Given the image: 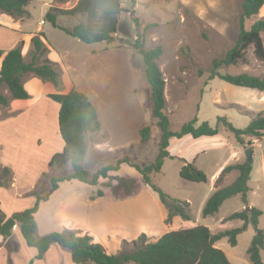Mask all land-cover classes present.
I'll list each match as a JSON object with an SVG mask.
<instances>
[{
	"label": "rangeland",
	"instance_id": "obj_1",
	"mask_svg": "<svg viewBox=\"0 0 264 264\" xmlns=\"http://www.w3.org/2000/svg\"><path fill=\"white\" fill-rule=\"evenodd\" d=\"M52 1L31 0L26 7L29 14L25 16L29 26H35L44 19L43 14ZM75 2L71 0L67 5ZM120 3L124 10L118 15L117 30L110 43L82 42L43 20V37L54 47H65L70 54L64 62L69 87L87 95L97 110L100 128L86 136L87 149L81 161L87 170L94 172L124 156L132 162L149 163L157 153L160 131L151 115L150 86L145 79L142 57L133 47L138 34L142 35L143 48L158 44L162 48L157 63L165 79L163 112L168 116L170 130H178L194 116L196 125L207 121L213 127L217 117L223 116L235 127L243 128L255 113L264 112V99H260L262 91L236 86L218 77L208 79L212 60L221 58L237 39L240 0H120ZM129 10H133V14ZM133 17H137L138 26L134 24ZM257 18L264 19V4L257 15L247 20L246 27ZM86 21L85 16L79 15L57 17L58 24L67 27ZM261 38L264 45V32ZM217 71L221 74L246 72L264 77V60L258 59L249 46L243 60L234 65H221ZM0 88L8 93L4 85ZM48 103L56 104L48 99L38 101L39 105L48 107L46 111L50 114ZM232 103H238V108ZM249 109H253L254 114L240 112H249ZM143 126L149 127V138L144 142L138 133ZM50 127L52 129V125ZM32 128L26 129L35 132L39 127ZM219 128L217 134L202 139L190 136L175 141L173 138V144L179 142L177 150H174L177 156L165 158L160 170L149 175L151 183L171 198L187 202L189 219L175 215L166 222L167 210L157 193L141 173L127 163H121L116 171H109L107 177H100L95 185L76 179L71 184L61 185L49 201L39 204L35 216L44 223L47 212L58 211L56 202L60 196L71 194L73 200L66 209L72 217L69 223L89 232L93 242L100 243L112 254L132 251L177 228L201 224L214 234L242 227L236 245L231 246L224 236L215 242V246L231 263L250 264L247 247L254 234L252 225L243 224L239 219H225L246 207L241 195L226 199L213 215L203 216L202 207L215 189L216 177L223 167L244 161V149L252 146L247 197L249 205L263 211L258 227L264 232V140L251 138L239 145L232 133ZM56 132L63 142L57 127ZM193 160L194 165L206 175L205 182L180 177L179 170L184 161ZM49 167V173L44 175L38 188L42 195L49 189L51 177L72 170L70 164ZM235 177V172L226 173L220 184L227 185ZM122 179L133 181L131 192L126 191L127 183ZM98 190L103 192L102 196H97ZM40 231H43L41 226L35 232L36 236ZM141 234L145 235L142 239L139 238ZM260 255L264 264V248Z\"/></svg>",
	"mask_w": 264,
	"mask_h": 264
},
{
	"label": "trees",
	"instance_id": "obj_2",
	"mask_svg": "<svg viewBox=\"0 0 264 264\" xmlns=\"http://www.w3.org/2000/svg\"><path fill=\"white\" fill-rule=\"evenodd\" d=\"M71 0H53L44 13V21L49 22L53 27L63 31L65 34L77 38L85 43L104 41L110 43L113 34L117 30L118 15L124 8L120 0H76L75 4L68 6ZM30 0H0V12L6 13L14 18L28 16L26 6ZM264 0H240L239 32L234 45L225 52L221 58H214L211 63L208 79L218 77L230 84L248 87L264 91V77L246 72L238 74H221L217 68L221 65L229 66L243 60L245 51L252 46L254 55L264 60V45L261 33L264 32V19H254L246 27V22L257 15ZM133 14V10H129ZM58 15L65 16H85L86 22H78L72 27L58 24ZM95 20V21H91ZM134 24L138 26L137 17H133ZM39 34H35L30 39L31 50L29 60L25 61L21 53L22 41L16 46L3 52L0 49V57L3 55L0 65V86L4 85L10 94V98L27 99L29 94L23 86L22 77L26 73H31L44 82H51L56 89L62 86L60 68L56 62L47 57V47ZM142 57L144 64L145 79L150 86V100L152 103L151 115L156 119L160 135L158 150L154 160L149 163L132 162L127 156L119 158L114 164L100 167L94 172L87 170L81 163L86 154V136L92 135L100 128L97 110L91 103L87 95L72 88L67 93H49L47 98L59 105L57 115L58 133L63 141L61 151L53 153L48 165L62 166L70 164L72 170L49 179L50 187L42 195L34 191L36 199L34 204L11 216H6L0 210V234L4 238L11 235L15 224L26 243L36 248L35 258H41L51 244H58L70 252L75 264H233L229 261L225 253L215 246V242L226 236L231 246L236 245L237 235L242 227L225 229L217 233H211L205 225L197 224L187 228H177L160 235L155 241L144 243L142 246L132 251H122L117 254L108 253L99 243L92 241V236L82 233L78 229L63 228L61 231H53L42 236H36V222L34 213L38 209L39 202L46 200L48 195L58 187V183L64 180L76 179L95 185L100 177H107L109 171H116L121 163H127L138 170L146 183L151 185L157 193L160 202L167 210L166 222L172 220L173 216L180 215L184 219H189L188 204L160 190L151 183L150 173L160 170L164 158H173L168 151L170 138H181L189 134L192 138L199 136H213L219 132V126L225 131L233 134L236 142L243 145L251 138L264 140V112L253 113L245 110L241 113H253L247 126L243 128L235 127L226 117L218 116L216 125L210 126L207 121H202L196 125L197 118L194 116L183 123L178 130L169 129L168 116L163 112L165 106V79L157 63L162 53L161 46L155 45L143 48L142 35L138 34L133 42ZM9 98L0 92V105H7ZM238 104H233L238 108ZM142 142L149 138V127L143 126L138 131ZM232 170L237 171L235 179L227 184L221 185L224 175ZM252 170L251 160L246 158L242 162L227 164L219 172L215 180V189L208 196L202 207V215L209 216L216 213L221 204L228 198L240 194L245 208L235 211L225 219H239L243 224H251L254 234L247 247L250 264H263L260 251L264 248V232L258 227L259 217L262 210L248 206L247 193L249 191L248 181ZM181 178L194 181L205 182L206 175L199 170L194 162L184 161L179 170ZM11 179V171L7 166L0 165V185H8ZM127 185L125 189L131 192L133 181L122 179ZM103 192L98 190L97 196H102ZM94 199V197H91ZM145 236L141 234L139 238ZM142 239V238H141ZM144 241V240H143ZM142 242V241H141ZM31 263V262H30Z\"/></svg>",
	"mask_w": 264,
	"mask_h": 264
},
{
	"label": "crops",
	"instance_id": "obj_3",
	"mask_svg": "<svg viewBox=\"0 0 264 264\" xmlns=\"http://www.w3.org/2000/svg\"><path fill=\"white\" fill-rule=\"evenodd\" d=\"M50 4L48 3V5ZM44 23L40 19V22L35 26H29L26 17L14 18L0 12V49L5 53L16 46L19 41H22L21 53L24 60L28 61L29 52L32 48L30 39L33 35L42 33L40 37L48 49L47 57L56 62L60 68L62 78V89L58 90L51 82H44L33 74L26 73L22 77V83L29 94L27 99L10 98L9 91L6 94L0 88V92L9 98L7 105H0V165L7 166L11 171L9 184L0 185V210L6 216L23 211L34 204L36 199L34 191L38 192V188L43 183L44 175H47L51 169L48 166L51 155L60 151L63 147V142L57 137L56 132L59 105L57 103L51 105L49 102L48 104L51 106L49 114L46 111L48 107L44 108L45 106L39 105L38 101L50 100L47 98L49 93H67L73 88L69 87L67 83L69 77L66 75L64 64L70 54L65 47L58 45L54 47L49 44L46 37H43ZM2 57L3 55L0 57V65ZM262 92L260 99H264V91ZM249 110L252 111L253 109ZM50 125H52V129ZM32 126L39 128L35 132L27 131L26 128L33 129ZM190 136L186 134L181 138H173L176 139L175 141H179ZM42 137L44 141H42ZM173 138L169 139L167 149L170 155L176 157L177 153L174 150H177L175 148L179 142L173 144ZM198 138H205V135ZM230 172H235L237 176V171L232 170ZM74 180L60 181L58 187L48 195V198L40 201L39 204L49 201L52 195L60 189L61 185H65V183L71 184V181ZM72 198L73 195L71 194L68 196L61 195L56 202L58 211L47 212L44 223L38 221L35 216L39 209L38 205V209L34 213L36 231L40 226L43 230L37 233L38 236L59 230V228L78 229L82 233L91 235L89 232L75 228L69 223L72 217L66 213V209L73 200ZM248 206L252 205L248 203ZM35 254L36 248L26 243L17 224L13 226L11 235L8 238H4L0 234V264H75L70 252L58 244H51L41 258H35Z\"/></svg>",
	"mask_w": 264,
	"mask_h": 264
},
{
	"label": "water",
	"instance_id": "obj_4",
	"mask_svg": "<svg viewBox=\"0 0 264 264\" xmlns=\"http://www.w3.org/2000/svg\"><path fill=\"white\" fill-rule=\"evenodd\" d=\"M251 149L252 146H248L247 148L244 149L243 153L245 155V158L250 161L251 160Z\"/></svg>",
	"mask_w": 264,
	"mask_h": 264
}]
</instances>
